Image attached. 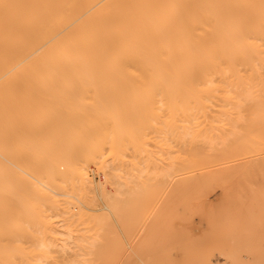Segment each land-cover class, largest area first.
Wrapping results in <instances>:
<instances>
[{
  "label": "bare ground",
  "instance_id": "obj_1",
  "mask_svg": "<svg viewBox=\"0 0 264 264\" xmlns=\"http://www.w3.org/2000/svg\"><path fill=\"white\" fill-rule=\"evenodd\" d=\"M80 86L95 96L166 97L174 156L164 175L226 158L237 151L243 127H264V0H0V264H38L46 249L66 248L71 230L48 224L42 207L47 189L82 202L80 192L61 191L73 159L104 158L113 187L103 191L105 206L114 212L124 187L115 164L127 148L145 158L143 168L153 169V152L144 146L145 129L155 127L151 109L139 104L126 118L119 106H62L32 97L71 94ZM61 117L63 123L50 124ZM225 128L231 130L223 136ZM72 135L85 138L83 150ZM79 165L84 186L87 172ZM149 184L139 186L141 193ZM68 207L61 211L67 224L77 215ZM32 223L38 227L30 232ZM4 235L11 244H4Z\"/></svg>",
  "mask_w": 264,
  "mask_h": 264
},
{
  "label": "rangeland",
  "instance_id": "obj_2",
  "mask_svg": "<svg viewBox=\"0 0 264 264\" xmlns=\"http://www.w3.org/2000/svg\"><path fill=\"white\" fill-rule=\"evenodd\" d=\"M25 82L31 81L19 80L18 83ZM49 82L59 85L63 81ZM74 90L71 94L57 97L48 94H36L32 97L36 101L43 99L50 104L56 101L62 106L81 103L119 106L126 118L131 116L128 112H132L134 106L142 105L151 109L155 127L145 129L144 146L153 152L151 170L154 173L143 168L146 165L143 162L145 158H141L140 154L136 156L135 150L127 148L123 160L115 164L120 168V180L124 187L123 194L116 196L117 206L114 212L106 207L108 199L103 194V191L113 190L107 181L111 169L103 166L104 158L89 159L86 162L73 159L69 174L60 182L61 191L80 192L81 206L77 205L79 202L74 197L54 194L47 189L49 196L46 198V205L42 207L43 215L47 217L46 222L62 230H71L73 240L67 243L66 248L59 246L46 249L38 264H264L263 126L250 127L253 132L249 127H243L242 134L238 132L241 127L234 129L238 132L236 135L244 137L236 143L238 149L232 155L219 157L207 166L203 165L193 171L175 172L169 177L164 174L171 169L169 165L172 166L174 154L168 149L166 128L169 126L170 111L165 96L156 93L151 99L149 96L138 99L133 94L118 96L109 91L95 96L81 86ZM137 99L139 101H135ZM242 115L250 116L249 110L243 111ZM89 117L95 120V124L100 121L94 114ZM142 117L145 118L144 113ZM57 119L50 121L53 127L61 122L62 117ZM105 120L106 118L103 119ZM229 130L231 129L225 128L221 135H229ZM209 134L212 135L211 132ZM69 138L78 139L80 149L87 144L85 138L80 136L76 138L72 135ZM253 138L256 142L252 141ZM207 147V144L201 146L203 149ZM139 161L142 168L136 165ZM79 164H83L87 172V184L84 186H81L76 173ZM225 164L229 166L226 167ZM222 165L225 167L222 168ZM134 168L137 170L133 171ZM162 170L164 173L161 176ZM27 176L29 179L30 176ZM145 181L151 183V187L141 193L139 186ZM186 186L188 187L185 188ZM52 198L59 202L58 207H50L48 200ZM68 200L72 202L68 203ZM67 206L69 209L72 206L73 212L77 210L75 221L68 224L61 212ZM27 227L32 228L27 229L33 232L38 225L32 223ZM16 236L18 234L14 233L13 237ZM58 237L60 244L64 243L65 236L59 234ZM1 238L4 244L10 243L8 235ZM92 242L95 245L91 246ZM15 244L16 241H12L13 247Z\"/></svg>",
  "mask_w": 264,
  "mask_h": 264
}]
</instances>
